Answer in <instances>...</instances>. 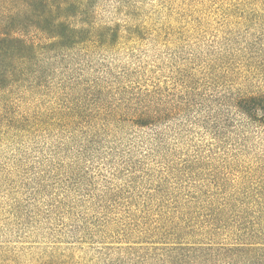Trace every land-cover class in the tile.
I'll list each match as a JSON object with an SVG mask.
<instances>
[{
    "label": "trees",
    "instance_id": "obj_1",
    "mask_svg": "<svg viewBox=\"0 0 264 264\" xmlns=\"http://www.w3.org/2000/svg\"><path fill=\"white\" fill-rule=\"evenodd\" d=\"M103 1L0 0V143L31 184L0 220L35 239L0 264H264V151L242 168L239 146L264 134V0H222L199 50L198 28L132 24L143 0L106 21ZM148 39L150 67L107 59ZM184 120L213 142L185 150Z\"/></svg>",
    "mask_w": 264,
    "mask_h": 264
},
{
    "label": "rangeland",
    "instance_id": "obj_2",
    "mask_svg": "<svg viewBox=\"0 0 264 264\" xmlns=\"http://www.w3.org/2000/svg\"><path fill=\"white\" fill-rule=\"evenodd\" d=\"M115 3L116 0H104L102 2L101 6L103 7L102 10L104 11V18L106 21H118L120 18H123V14L115 12ZM222 3V0H143V3L139 6L142 12L141 16L139 18H133L139 20H132L131 23L151 22L154 29L160 28L165 32H168L166 28L169 27H174L176 31L182 28L180 30L182 32H184V28L190 29L191 27H196L198 29L195 33L199 32L201 33L200 35H195V33L191 35L186 34L183 38L186 37L184 41L187 42L188 40L189 45L199 50L210 43L218 33V31L216 33L218 27L217 23L223 20ZM201 23L208 24L210 27L208 29L202 28V26H200ZM246 29L247 28H243V32L247 31ZM220 31L223 32L221 28ZM220 34L223 36L222 33ZM164 39L167 40L168 36L165 35ZM161 54H164V51L158 45L157 41L148 39L135 42L132 45H122L118 52L108 55L107 59H109V61L115 60L116 65L135 66L144 63L150 67ZM208 93L211 92L208 91ZM184 121L182 145L185 150L191 151V154H194L195 149L198 150L199 146L204 150L207 145L213 142L209 134L206 135L197 129L193 128L192 131L194 134H192L190 122ZM245 136L246 141H240L239 145L243 149V151L240 152V164L242 168L248 167V163L255 161V157L264 151L263 133L256 131L254 128H250L249 132H245ZM229 143L234 147L233 142ZM10 155L11 149L9 148V144L0 143V215L2 217H7V219L10 216L7 213L9 208L8 205L12 203L13 200L27 202L30 193L28 192L27 195V191L28 187L31 185L25 183L26 174L24 171H21L16 176L14 174L16 172L12 173L8 166ZM33 174H30L32 175L30 176L32 184L36 183V171H34ZM35 192L36 189L34 190V193ZM18 223L17 219L12 222L0 220V242H7L12 245L20 243V246L29 248L35 239H29V242L21 243L20 241L26 240L19 238L18 234L23 233L25 229L21 228ZM23 253L24 254L20 257L19 264H38V257L34 251L26 249ZM81 255H83L81 252H76V258ZM93 255H95V252L88 253L89 258H92Z\"/></svg>",
    "mask_w": 264,
    "mask_h": 264
}]
</instances>
